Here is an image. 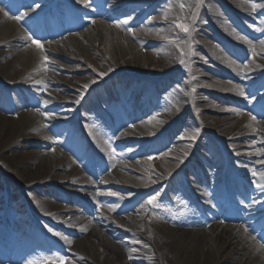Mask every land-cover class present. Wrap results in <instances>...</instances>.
I'll return each mask as SVG.
<instances>
[{"label": "bare ground", "instance_id": "1", "mask_svg": "<svg viewBox=\"0 0 264 264\" xmlns=\"http://www.w3.org/2000/svg\"><path fill=\"white\" fill-rule=\"evenodd\" d=\"M34 1L38 3L35 2L32 11L29 12L26 8ZM77 1L67 0L61 10L56 8L48 10L47 0H0V3L3 2L5 7L11 10L22 7L20 15L27 14L17 22L0 7V76L14 75L10 77L7 88L11 95H2L0 92V155L7 157L5 153L10 152L9 155L15 159L12 164L0 169V188L3 183L11 185L14 182L24 183L22 188H13L15 195L13 201L18 218L30 221L26 207L18 197V194H27L33 215H43L44 223L49 221L56 229H61L62 232L58 231L59 235L55 234V238L61 240L65 247L67 246V256L63 261L58 259L63 256L46 252L51 242L39 230L34 229L33 224L30 225L32 232L26 234L18 225V220L4 212L2 203L0 225L4 226L7 232L11 229L15 235L11 238L6 235L0 236V264H29L30 261L36 264H77L76 260L79 258H87L86 264H122V261L129 260L128 256L138 253H142L143 256L146 254V257L142 256V259H145L144 264H152L147 260L151 255L162 264H264V248L245 231L247 220L252 217L251 215H260L264 223V207L260 205V201L264 200V194H260L259 198H254L247 204L235 201L230 206L225 204L226 193L217 189L214 196L209 198V204L205 208L208 214L206 220L203 218L199 220V214L194 210L191 202L195 196L202 195L207 189L215 187L219 183V178H223L222 159L216 145L211 143L212 136L217 134L225 140L224 146L230 157L227 174L237 169L238 182L233 183L231 179L228 181V186L231 184L234 191V188L243 186L241 182L244 181V174L233 159L249 161L252 155L264 157L263 146L254 153L246 152L243 147H251L252 144L240 142V139L243 135H253L260 144L264 143V134H261L264 133V125H258L253 119H249L253 120L254 126H259L251 125V127L261 133L243 130L241 123L246 120L244 114L240 120H233L236 114L241 113L240 110L204 100L196 91L188 97L180 83L164 94L156 88L144 89L139 85L140 83H135L138 82L135 74L141 77L144 71L151 69L167 78L178 79L182 74L179 75L178 70L182 68L181 71L186 70L191 78L195 77L194 80H199L210 88L216 86L217 81L214 77L216 72L209 70L208 66L204 68L206 73L196 66L198 62L194 61V64L187 62L188 69H184L183 66L178 67L183 56L180 45L175 40L176 34L171 30L167 31L168 26L165 25L169 22L166 17L173 13L169 3H174L176 0H94L91 1L92 9L89 6L88 9L98 18L81 33L80 41L77 42L78 38L75 36L71 44L59 39L64 43L61 47L53 43L45 45L39 43L42 49L46 47L48 54L32 42L33 38L28 39L34 32L39 33L44 27L56 25L69 17L73 11L70 7ZM225 1L233 6V10L250 18L248 14L253 11L252 3L245 0ZM195 2L196 0H184V9L188 11L194 9ZM211 3V0H206L201 10L199 9L194 15L193 46L188 53L189 59L218 61L216 41L222 40V35H229L235 44L245 47V50L251 49L253 43L236 32H228V20L218 10H215L211 21L203 22V12L210 8ZM259 6L264 7V3ZM131 9L137 11L130 16V19L119 22L104 20ZM157 12L160 13V18L156 17ZM141 18L144 19L136 29L129 28L131 23ZM83 19L86 20L85 17ZM2 21L6 22L1 24ZM161 24L164 25L160 26ZM200 26L215 31L219 29L221 35L214 34L213 40H206V46L202 47L199 44V37L203 36L198 30ZM137 31L142 32L141 38L135 37L134 33ZM157 40L161 41V48L154 46ZM253 46L257 54V57L251 59L254 66L246 64L241 70L239 63L227 57L223 61L225 70L237 81L246 74H259L254 79L258 86L264 83V48L255 43ZM54 53L63 59L77 61L78 64L59 63L53 58ZM45 56L47 62L44 61ZM53 67L65 70L69 74H56L52 70ZM107 69L118 73L112 80L118 84L117 88L111 90L109 94L98 87L99 81L107 77L98 80L90 77L93 73L105 75ZM11 70L13 73H10ZM148 75H145V79ZM33 85L38 86L37 91L44 98L43 101L38 102L35 110H25L12 119L6 118L5 112L19 110L17 109L19 99ZM84 85H88L87 88L93 87L104 104L109 99H117L119 102H111L106 108L98 109L92 103L91 96L86 93ZM218 86L222 93L231 96L233 102L243 104L248 110L264 116V101L257 104L248 99L251 88H245L243 84L228 80L218 82ZM194 88L205 87L194 84ZM240 90H243V96L239 94ZM74 98L76 102H81L80 106L75 104ZM153 100L159 102L157 111L161 109L162 115L156 112L153 116L128 126L129 130H137V133H131L133 135H128L124 129L121 130L124 116L138 117L145 104ZM71 109H74L73 115L76 111H81L80 125L88 133L91 149L88 148L89 152L84 156L79 154L87 147L86 143L80 138L74 120H68ZM99 110L107 111L112 118L111 129L94 118L93 113ZM184 110L187 114L178 121V124L182 120L185 123L171 150L148 159H138L133 158L135 154L133 152L119 153L112 149L115 142L117 146L124 148L130 143H135L137 139H154L152 144L163 140L162 126L172 124L185 112ZM203 110L211 111L213 114H199ZM3 117L5 120L1 122ZM66 127V132L58 138L54 137V134ZM169 131L171 133V130ZM191 136H195V139L200 138L194 152H191V146L195 143V139H188ZM30 140L37 144L44 143L49 147V151H44L42 148L30 149L29 143L32 142ZM201 147L205 148L214 163L220 158V168L218 164L214 166L215 168L206 167L204 156L200 152ZM66 150L68 153L64 152ZM42 154L46 156L40 158ZM188 154H192L191 159L188 164H184L183 158H187ZM196 159L200 160L203 166H192ZM35 160L37 163L31 169L29 165ZM256 163L264 165V160H258ZM145 164L148 165L147 169H150L149 173L139 166ZM62 169L66 170L62 171ZM185 172H188L191 186L195 188L191 191V195L184 187L180 188L176 185L177 175ZM257 174L259 182L264 184V179H260L264 177V171ZM205 185L208 187L206 188ZM101 186H116L121 190L131 188L138 190L136 192L141 193V197L155 196V206L151 205L149 208L142 204L135 209V214H132L134 216L127 212L121 215L113 214L121 204L134 198L135 194L133 192L122 194L115 190H96ZM156 187L161 188L157 192H152ZM248 187L254 192L260 189L255 186L253 179L251 184L248 183ZM70 193L87 196L91 205L100 202V210L94 212L95 217H100L103 229L111 230L116 228L113 222L119 223V226H124L127 231L134 234L130 235L129 243L139 246V250L120 248V252H117L118 246L114 242L113 245L110 244L111 242L103 236V231L93 226L90 218L80 214V210L55 200L62 196L67 201L72 200ZM110 201L114 202L110 203ZM111 208L115 210L112 211ZM244 209L256 211L249 214L244 212ZM140 210L142 214H139ZM224 217L236 223L222 227L219 219ZM124 219L130 220L134 226H129ZM204 223L210 225L203 229ZM146 242L151 248L142 246ZM77 246L82 250H77ZM21 258L24 260L18 262Z\"/></svg>", "mask_w": 264, "mask_h": 264}, {"label": "rangeland", "instance_id": "2", "mask_svg": "<svg viewBox=\"0 0 264 264\" xmlns=\"http://www.w3.org/2000/svg\"><path fill=\"white\" fill-rule=\"evenodd\" d=\"M49 0H47L48 3ZM91 1L93 2L94 0H88L89 2V7L92 9V4ZM205 0H200L199 5L197 4V0L195 2V7L194 9L188 11L187 9H181L179 7V5L181 3L184 4V0H176L174 1V3L170 2L169 6L172 7L173 13H171L170 15H168V20L169 22L165 25L168 26L167 31L171 30V32H174L176 34L175 40L178 42V44L180 45V51L182 50L183 52V56L181 57V60L178 63V67L183 66L184 69H188V66H186V64H188L187 62H191L192 64H194V62H198V64L196 66H198L199 68L202 69V71H205V67H207L209 70L211 71H215L216 73H214V77L217 81L216 86L213 88H210L209 86H207V84L199 81V80H194L193 78H191L189 75V73H186V70H184V72L181 71L182 68H179L178 73L180 75V78L176 79V78H167V76H163L161 74H159L160 72H154V69L151 70H146L141 74V79H139L140 75H136L135 74V79L138 80V82L135 83H140L139 85H141L144 89H150V88H156L160 93L164 94L169 92L174 85L176 84H181L184 91L186 92V95L188 97H191L192 93H194L193 89H195L196 93L199 94L200 96H202L204 98V100H210L213 101L215 103H220L222 106H228V107H232L234 109H238L240 110L239 114H236V116L234 117L233 120L236 119H241L242 115L246 118V120H243V123H241V127L243 128V130H252L253 132H256L258 134H260L261 132L258 131V129L252 128L251 125L254 126L255 123H257L258 125L262 124L264 125V116H260L257 114L256 111L253 110H248L247 106H244L243 104H237L236 102H233L234 100H232L231 96L229 97V95L222 93L220 87L218 86V82H222L224 80H228L231 82H236L239 84H243L245 86V88H251L252 91L249 93V97L248 99L253 102V103H261L264 101V83H261L260 85H256L255 83V78L258 77L259 74H246L244 76H242V78L240 80L237 81V79L232 78V76L225 70L224 67V61L223 59L227 57V59L234 61L236 63L240 64V68L241 70L244 69L245 65L249 64L254 66L253 63H251V59L257 57V54L253 55L251 49H255L253 44L255 43V45H259V47L264 48V46H262L260 44V41L264 40V7H260L259 5H261L262 3H264V0H245L247 2L250 3H255L258 5V7L253 10L251 13H249L248 15L250 16V18L245 17L243 14H241L239 11L237 10H233V6L225 1V0H211V5L210 8H208L207 10L204 11L203 13V19L207 21L212 20L215 14V10H218V12L223 15L228 21V32L231 33H238L239 35L243 36L246 40L250 41L252 44L251 49L245 50V47L239 45V44H235V42L232 40V38L229 35H226V37H222V41H217V46H218V51L216 54V58L218 59V61L216 60H212V61H204L202 59H189L188 56V50H190V48L192 47V42H193V32H192V22H193V18L195 13L200 9L201 10V6L203 4ZM36 1L30 3L28 5V7L26 9H28L29 12H31L32 10V6L35 4ZM65 2V1H64ZM38 3V2H36ZM81 4H83L82 2H79V0L77 1L76 4H74V6L72 5L73 9L72 11V17H66L64 20H62L60 23L56 24V25H49L44 27V29L37 33L34 32L33 35H31V39L33 38V40L37 41L40 44H47V43H53L55 46H59L61 47L64 43L60 42L61 39H64V42L66 43H72V38H74L75 36L78 38L77 42L80 41L82 39V35L81 33L86 31L85 29H87L88 27L91 26V23L93 20H96L98 17L95 15H92L90 12L91 10L88 9V7H84V6H80ZM173 4V5H172ZM62 4H60V7L57 8V10H61V6ZM0 7H2L4 9V11L8 12V14L11 17L14 16H19L20 13H22L23 8L22 7H18L15 9H9V7H5L4 3L1 2L0 3ZM213 10H212V9ZM162 9H160L161 11ZM137 11V9H131L130 11H124L123 13H121L120 15H115L113 17L110 18H106L104 19L105 21L108 22H119L120 20H125V19H130V16L134 15V13ZM149 15V14H147ZM83 17L86 18V20L83 19ZM148 17V16H146ZM144 17V18H146ZM157 18H160V13L157 12L156 14ZM144 18H141L133 23H131L130 27L131 29H136L137 26L142 22V20ZM180 21L183 22L185 24L188 25L189 27V32L185 33L183 31H181L180 29L176 28L175 26V22L176 21ZM132 21V19H131ZM4 22L6 21H2L1 24H4ZM164 24H161L160 26H163ZM221 33V30L219 32L214 30H211L209 28H206L205 26H201L200 29V33L203 35L201 37H199L200 42L199 44L203 47L206 46V40L210 41L211 39H213V34L214 33ZM141 31H137L135 37L138 38L137 36H140L139 38H141ZM30 39V40H31ZM60 39V40H59ZM28 43V42H26ZM154 46L157 47L159 46L161 48V41H158L156 43H154ZM48 48V47H47ZM43 50L45 52H47L49 54L48 51H46V47L43 48ZM53 58L62 64H66V65H77L78 62L76 61H71L69 59H63L61 58L59 55L55 54L53 55ZM181 61H183V63H181ZM194 61V62H193ZM56 74H60V75H67L69 74V72L67 71H62L60 69H58L57 67H53L52 69ZM109 71V72H108ZM157 71V70H156ZM261 72V71H260ZM10 73H13L12 70L10 71ZM67 73V74H66ZM156 75H160L162 78L161 80H159L158 82L155 83H150L145 79V75L147 74H155ZM75 74V73H73ZM113 74H117V72L115 73L114 70H109L107 69V72L105 75H97L96 73H93L90 75L91 78H94L95 80L104 78V77H108L110 75ZM261 74V73H260ZM10 75V74H9ZM12 76H0V80L1 81H5V82H9L10 81V77ZM179 77V76H178ZM206 79V78H203ZM179 80V81H178ZM103 80L99 81V88L106 94H109V92L112 90H115L117 88L118 84L115 83H111L108 86H104V85H100V83H102ZM194 84L200 86V87H205V88H200V89H196L194 88ZM203 85V86H202ZM108 87V88H107ZM123 87H126V85H123ZM196 87V86H195ZM38 86L37 85H33L31 87L28 88V90H26L23 93V97L19 99V106L17 109L19 110H14V111H8L5 112V117L12 119L14 116L20 114L21 112L25 111V110H35L36 109V105L38 104V102L41 103V101H43V97H41V94L38 93L37 91ZM86 93H88L91 96V100L94 103L95 106H97L98 108L104 107L106 108V105L113 102V103H117L119 102L117 99H109V101L104 104L100 99L98 94L93 90V88H86ZM6 95H11L9 92H5ZM77 94V93H76ZM79 95V92H78ZM77 96V95H76ZM75 102H76V98ZM119 99V98H118ZM205 103V102H202ZM78 104V103H77ZM159 107V102L156 100H153L147 104H145V106L141 109V112L139 114L138 117L132 118L129 115L128 116H124L122 118V129L126 130V133L128 135H133L131 133H137L136 129H128V126L135 124L141 120H144L150 116H153L154 114H160L162 115L163 112H161V109L158 110ZM188 109V108H186ZM185 109V110H186ZM184 110V111H185ZM55 114L56 111H53ZM73 113H74V109H71L69 114H68V120H72L73 118ZM187 114V112H183L172 124H170L169 126H162V128L164 129L163 132L161 133V135L163 134L164 137L162 138L163 140L159 141V142H155L154 144H152V141L154 139L151 140H145V139H137L135 141V143H130L128 144L126 147L122 148L121 146H117L114 145L113 146V150L121 153V151H126V152H133L134 157L133 158H138V159H148L151 157L156 156L157 154L161 153V152H167L169 150H171L176 138L180 135L182 129H183V124L185 123V121H181L178 124V121ZM199 114L203 115V114H213L211 111H207V110H203L201 112H199ZM190 115V114H189ZM235 115V114H233ZM232 115V116H233ZM93 116L96 120H98L99 122H101L102 124H104V126H106L107 128L111 129V117L110 115L107 114V111L104 110H99L98 112L93 113ZM190 116H193L190 115ZM251 117H255V120L253 123V120H249L252 119ZM199 118V117H198ZM233 118V117H232ZM5 120V118L3 117V119L1 120V122H3ZM80 126V132L79 135L80 137L84 138L85 142L87 143V147L84 148V150L82 151V153H80V156H84V154L88 151V148H90V141L88 138V133L87 131L83 130L82 126L79 125V123L76 125V127ZM77 127V128H78ZM254 127H259V126H254ZM161 128V129H162ZM66 128L61 129L59 132H57L56 134H54V137L58 138L61 134H63L66 131ZM171 130V133L170 131ZM169 131V132H168ZM262 135L264 133H261ZM160 135V136H161ZM215 138H220L222 140V142H224L225 144V140L223 138H221L220 136H218L217 134L214 135ZM252 137V138H251ZM200 138L195 139L196 144L198 143ZM31 143H29V147L32 150L35 149H44V151H49V147H46L44 145V143H35L33 142V140ZM116 141V140H115ZM232 142V141H230ZM237 142V141H235ZM240 142H245V143H250L252 144L251 147H243L244 151H249V152H256L257 149L259 147L264 148V143L260 144L258 142V140H256V137L253 135H243V137L240 139ZM117 142H115L116 144ZM211 143L214 145V141L213 139L211 140ZM32 144V145H31ZM150 144V145H149ZM149 145V146H148ZM44 146V148L42 147ZM148 146V147H147ZM155 148H152L154 147ZM13 151V150H12ZM14 152V151H13ZM65 153H68V150L64 151ZM191 152H192V146H191ZM200 152L203 154L204 156V162L206 163V167L207 168H215L214 166L216 164L219 165L220 167V159L218 162L214 163L213 159L211 157H209V155L207 154L205 148H200ZM9 153H5V155H7V157L0 155V169L1 168H5L7 165H10L14 162V157L12 155H9ZM3 156V157H2ZM44 156H46L45 154H42V156H40V158H43ZM217 157H218V153H217ZM189 154L187 155V158H183V163H186L187 161L189 162ZM258 160H264L263 156H256V155H252V158L249 161H246V159L240 161L237 159H233V161H236L239 166L238 168H241L243 170V174H244V181H242V184L244 186V190H240L238 188L235 189V195H232V189L229 188L228 186V181L229 179H231L233 181V183H236L237 180V169L234 170V172H230L228 173V175L224 176L223 179V185L222 182L219 181V184L211 189H207L206 192L202 193V195H198L195 196L192 199V207L195 209L196 212L199 213V220H206L207 218V213L205 212V208L207 207L205 204H209V198L212 196H214V194L217 192V189L219 191H223L226 192L227 195V200L229 202L232 201V199H239L241 201L244 202H249L251 200V195H252V199L257 197V194L255 193H251V190L247 191L246 186H248V183L251 184V179H254L252 176V171L255 170L256 172H263L264 171V165L262 164H257L256 162ZM235 162V163H236ZM37 161L35 160V162L30 163L29 167L31 169L34 168V166L36 165ZM202 162L200 160H195V162L192 164V166H196L199 167ZM236 163V164H237ZM141 166V168H144L146 170L147 173L150 172V169H147L148 165H139ZM203 166V165H202ZM66 169H62V171H65ZM186 177V181L188 183V186L185 187L184 184H182L181 180H180V176L181 174H178L176 177V185L177 186H184L186 192L191 195V191L194 190L195 188L193 186H191V180L189 179V174L188 172L183 173ZM257 178L259 179V176H257ZM24 185V183H18V182H14L12 185L8 184L9 190H10V205L7 209L4 208V212L8 213V215H10L11 217L15 218L18 220V225L21 226L23 228V230L26 232H28L30 229L29 225H27L28 221L23 220L22 218H18V216L15 213V206H14V194H13V188H22V186ZM69 186V185H68ZM206 188L208 187L207 185H205ZM222 186V187H221ZM70 187H73V185H70ZM127 188V187H126ZM161 187H156L154 191L152 192H157ZM217 188V189H216ZM261 189V188H260ZM96 190H115L118 191L119 193L125 194V193H130L133 192L134 198L129 199L127 201H125L123 204H121L120 207H118V210L115 211L113 214H117V215H121V214H126L129 213V215L134 216L132 214H135L134 211L136 208H138L140 205L144 204L145 206H148L150 208V204H147L148 200H149V196H145V197H141V193H137L136 191L138 190H131V188H128V190H121L119 188H117L116 186H101L99 188H97ZM130 190V191H129ZM151 194V193H150ZM149 194V195H150ZM70 195H72V200L69 199V201H67L65 199V197H58L57 199H55L57 202L67 205L69 207H74L75 209L80 210V214H83L85 216H87L88 218H90L91 223H93V226H95L98 229H101L103 231V236H105L107 238V240L109 242H111L110 244H112L113 242L118 246V251L120 252V248H122L123 250H127V249H136L139 250V246L137 245H131L130 242V235H134L133 233L127 231L125 229V227L123 226H119V223L113 222L112 224H114L116 226V228H112L111 230H108L107 228L104 230L102 225H101V219L100 217H95V211H99L101 208V205L99 204L100 202L93 203L92 205L89 203V199L87 196H84L82 194L80 195H75L74 193H70ZM188 195V198H189ZM26 196L28 197V195L26 194ZM254 196V197H253ZM17 197V194H16ZM18 197L21 199L20 195L18 194ZM233 197V198H232ZM250 197V198H249ZM29 198V197H28ZM140 198V199H139ZM30 199V198H29ZM139 199V200H138ZM114 201H110V203H113ZM200 203V204H199ZM201 203H205V204H201ZM261 204L264 205V201H261ZM2 210V199H1V194H0V212ZM143 212L140 210L139 214H142ZM1 215V213H0ZM37 215V214H36ZM135 218V217H134ZM203 218V219H202ZM40 220H43V215L40 216L39 218ZM222 227L227 225V224H235L236 222L231 221L227 218H222L219 219ZM248 224L246 226L247 228V232L253 237V239L255 241H257L259 243V245L263 248L264 245V240L259 236V234H261L263 236L264 234V226L260 225L259 223V216H254L250 219H248ZM124 221L129 225V226H134L133 223L130 222V220L124 219ZM48 223H46L45 227L46 230H44L45 236L46 238L51 242V246L48 247L47 250H45L46 252H50V253H54L56 255L59 256H63V258H65L67 256L66 253V247L63 245V242L61 240H58V238H55L56 235L54 233H58L62 232L61 229H56V227L49 221H47ZM209 222V221H207ZM112 225V226H114ZM202 225V224H201ZM209 224H203L204 227H202L203 229H205L207 226H209ZM199 227V226H197ZM201 228V229H202ZM49 229H52V231H49ZM3 235H6L8 238L13 237L15 234L14 232L11 231H6V228L2 225H0V236L2 237ZM55 235V236H53ZM113 245V244H112ZM115 245V246H116ZM145 248H151V245L146 242L142 245ZM77 250H82V248L80 246H77ZM124 252V251H123ZM126 253V251L124 252ZM153 254V253H152ZM75 255V253H74ZM78 256V255H77ZM142 253H138V254H133L128 256L129 260L127 262H123L122 264H144L145 259H142L143 257H146V254L143 256ZM79 258V257H78ZM24 259L21 258L19 259L18 262L23 261ZM87 258H79L78 260H76L77 264H86L87 262ZM149 262H151L152 264H162L159 260H157L155 258V256L151 255L148 256Z\"/></svg>", "mask_w": 264, "mask_h": 264}, {"label": "snow or ice", "instance_id": "3", "mask_svg": "<svg viewBox=\"0 0 264 264\" xmlns=\"http://www.w3.org/2000/svg\"><path fill=\"white\" fill-rule=\"evenodd\" d=\"M79 2H82L83 5H84V7H88V6H89V2H88V0H79ZM199 3H200V0H197V4H198V5H199ZM179 7H180L181 9H183V8H184V4L181 3V4L179 5ZM257 7H258L257 4H255V3H252V4H251V8H252L253 10H255ZM24 15H27V14L24 13V14H22V15H20V16H14L13 19H15L17 22H19L20 20L23 19V16H24ZM175 26H176V28L180 29L181 31H183V32H185V33H188V32H189V27H188V25L185 24V23H183V22H180L179 20L175 22ZM129 31H131V30H129ZM28 39H31V37H28ZM32 42H33L34 44H36V46H37L38 48H41V50H43L42 47H41V45H40L37 41L33 40ZM260 44H261L262 46H264V40L260 41ZM251 51H252L253 55L256 54V53H255V49H251ZM181 54L183 55L182 50H181ZM44 61L47 62V57H46V56L44 57ZM181 63H183V61H181ZM193 79H195V77H193ZM84 87L87 88L88 85H84ZM193 91H195V89H193ZM239 94L243 96V95H244L243 90H240ZM77 103H79V101H77ZM41 115H44V113H41ZM252 119L255 120V117H252ZM188 139H192V140H194V139H195V136L188 137ZM251 174H252V176H253V178H254V179H253V183L255 184V186H256L257 188L264 189V184L260 183V182H259V179L257 178V175H258L257 172H256L255 170H253ZM260 179H264V177H261ZM155 201H156V197L153 196V197L149 198V200H148V204L155 206ZM110 210L114 211L115 209H114V208H111ZM49 231H52V229H49ZM82 231H83V229H82ZM245 231H247V229H245ZM54 234L59 235L58 233H54ZM65 239H66V238H65ZM68 243H71V242L68 241ZM58 259L61 260V261H63V257H58ZM29 264H36V262H34V261H30Z\"/></svg>", "mask_w": 264, "mask_h": 264}]
</instances>
